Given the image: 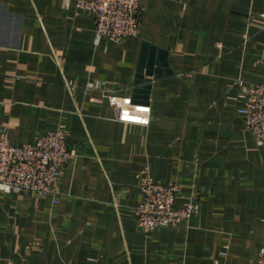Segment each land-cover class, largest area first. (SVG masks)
Returning a JSON list of instances; mask_svg holds the SVG:
<instances>
[{"label": "crops", "instance_id": "0c3cea01", "mask_svg": "<svg viewBox=\"0 0 264 264\" xmlns=\"http://www.w3.org/2000/svg\"><path fill=\"white\" fill-rule=\"evenodd\" d=\"M75 1L0 0V127L23 145L62 123L76 152L55 196L0 191V264H250L264 146L236 94L239 80L264 84V0H141L139 32L120 44ZM151 47L170 73L137 83ZM146 176L198 210L143 233Z\"/></svg>", "mask_w": 264, "mask_h": 264}, {"label": "built area", "instance_id": "2783aa9c", "mask_svg": "<svg viewBox=\"0 0 264 264\" xmlns=\"http://www.w3.org/2000/svg\"><path fill=\"white\" fill-rule=\"evenodd\" d=\"M75 5L93 14L97 37L120 44L139 32L141 0H76ZM236 100V111L245 129L256 145L263 147L264 84L239 80ZM67 137L68 129L61 123L55 130L40 134L32 143L15 145L6 129L0 127V191L55 196L63 167L76 158V152L67 145ZM139 187L141 200L134 215L143 233H150L157 227L179 225L199 208L194 198L185 206L176 204L179 191L176 182L164 185L146 176ZM215 264L223 263L216 260ZM250 264H264V247Z\"/></svg>", "mask_w": 264, "mask_h": 264}, {"label": "water", "instance_id": "95a60500", "mask_svg": "<svg viewBox=\"0 0 264 264\" xmlns=\"http://www.w3.org/2000/svg\"><path fill=\"white\" fill-rule=\"evenodd\" d=\"M158 52V55H161L163 51L161 50H155V47H151L150 53H149V58H145L144 56L141 58L138 66V74H137V83H141L145 80L144 77L146 76H153V77H160L161 75H166L170 73L169 69H167V62L164 59H159L153 63L152 58H153V53ZM156 66V67H155ZM149 86H144L143 89L141 88H136L134 90V95L133 98L137 99L142 96L139 95V93H148ZM143 98V97H142ZM146 99V98H145Z\"/></svg>", "mask_w": 264, "mask_h": 264}]
</instances>
